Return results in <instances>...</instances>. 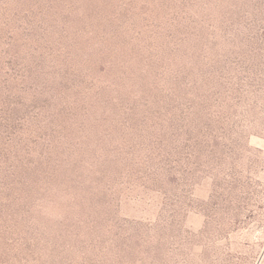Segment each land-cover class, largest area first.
I'll return each mask as SVG.
<instances>
[{
	"label": "rangeland",
	"instance_id": "1",
	"mask_svg": "<svg viewBox=\"0 0 264 264\" xmlns=\"http://www.w3.org/2000/svg\"><path fill=\"white\" fill-rule=\"evenodd\" d=\"M134 1L0 0V208L14 215L0 218V264H264V12L224 52L230 83L210 99L197 157L169 148L173 175L154 158L134 176L111 151L135 138L127 122L142 126L138 86L152 97L159 68L144 58L222 13Z\"/></svg>",
	"mask_w": 264,
	"mask_h": 264
},
{
	"label": "trees",
	"instance_id": "2",
	"mask_svg": "<svg viewBox=\"0 0 264 264\" xmlns=\"http://www.w3.org/2000/svg\"><path fill=\"white\" fill-rule=\"evenodd\" d=\"M137 1L139 0L134 2ZM127 4L126 2L124 7H127ZM116 7L115 1L106 4V9ZM131 7L134 9V5L131 4ZM166 8L161 7L160 10ZM208 9H221V16L215 19L212 14H207L202 22L190 20L189 25L184 28L187 32L173 31L165 40L158 39L161 49L170 44L167 51H161L162 56L159 48H156L157 54L150 53L144 58L151 61L150 65L157 64L159 68L153 71L152 79L147 78L152 97L144 96L145 90L138 86L137 93L144 97L141 106L143 113L138 114L142 117V126L127 122L123 130L129 132L128 128H131V131L135 132L129 133L135 138L128 142L126 140L124 146H116L115 151H111L112 159L120 160L128 175L136 176L137 171L146 172L141 166L137 169L138 163L142 159L154 158L157 161L154 170L160 172L165 166L166 171L173 175L176 167L162 155L165 152L171 153L169 148L177 156H182L184 152L181 148L185 147V150H189L190 156L197 157V145L201 138L198 128L203 116L213 107L210 99L215 95L220 82L225 85L230 83L226 76L230 65L229 55L224 52L234 43L233 36L239 26L249 29L254 24L251 16L263 14L264 0H207L203 3V10ZM151 10L155 15L159 12L157 5ZM143 12L140 16H143ZM86 15L92 16V13L88 12ZM191 28L194 31L188 33ZM154 38L157 39L155 35ZM185 44H190L187 50ZM171 64L173 67L169 68ZM148 67L146 65L143 70H149ZM147 74L149 75L148 72ZM127 76V72L121 75L123 86L128 79ZM129 110L135 113L134 107ZM8 127L14 129L12 134L18 133V129L12 125ZM8 127L4 133L9 135ZM115 127L120 128L119 124ZM107 154H110V151ZM189 155L187 159H190ZM0 163H5V160H0ZM46 164L52 162L48 161ZM9 217L14 219L13 213L9 214L6 207L0 208V218L8 220Z\"/></svg>",
	"mask_w": 264,
	"mask_h": 264
}]
</instances>
